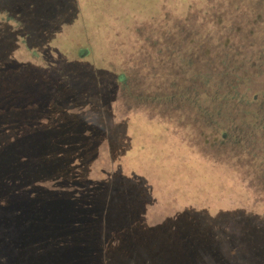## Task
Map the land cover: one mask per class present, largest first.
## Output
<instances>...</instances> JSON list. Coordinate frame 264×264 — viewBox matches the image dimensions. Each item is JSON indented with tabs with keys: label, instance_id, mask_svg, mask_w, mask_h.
I'll return each mask as SVG.
<instances>
[{
	"label": "trees",
	"instance_id": "obj_1",
	"mask_svg": "<svg viewBox=\"0 0 264 264\" xmlns=\"http://www.w3.org/2000/svg\"><path fill=\"white\" fill-rule=\"evenodd\" d=\"M27 1H14L16 19L0 0V264H264L255 256L262 243L246 241L251 227L264 239V216L246 214L249 232L241 221L216 223L193 210L155 228L140 215L150 198L141 179L88 177L103 141L121 154L114 134L129 141L107 108L117 85L127 110L192 113L191 126L208 134L203 142L260 157L264 167V0H206L202 11L189 0L172 35L161 29L146 40L158 57L153 79L120 71L106 89L105 70L83 58L118 29L121 8L77 0L89 52L40 67L35 56L50 57L40 41L68 34L69 0ZM161 14L158 23L171 21Z\"/></svg>",
	"mask_w": 264,
	"mask_h": 264
},
{
	"label": "rangeland",
	"instance_id": "obj_2",
	"mask_svg": "<svg viewBox=\"0 0 264 264\" xmlns=\"http://www.w3.org/2000/svg\"><path fill=\"white\" fill-rule=\"evenodd\" d=\"M14 1L5 0L9 5L7 10L17 19L20 14ZM111 1L114 2L110 6L115 10L121 8V11H116L114 15L122 14L125 17L121 15L124 18H121L120 25L113 35L106 33L100 39L101 42L90 43L91 52L83 60L92 64L91 66L105 70L106 73L103 71L101 74L105 89L114 85L116 75L120 71L130 73L131 69H138L140 75L149 73L148 76L153 79L150 67L157 63L158 57L146 40L157 39L161 29L165 36H168L172 20L184 19L188 15L189 0H169V7L166 0L163 4L160 0H123L119 4L116 0ZM205 1L191 0L190 9L204 10ZM80 3L78 5L77 0H69L66 5L67 8L70 6L68 9L71 23L65 31L68 34L54 36L47 40V46L46 42L40 41V46L50 57L41 58L36 55L37 59H41L38 66L48 65L47 59L50 66L55 67L53 64L62 63L61 54L68 60H76L80 50L89 52L88 35L80 36V11L84 10ZM91 3L92 1L83 5L89 7ZM27 5L29 6V1ZM161 12L171 21L163 20L158 23L162 18L158 19ZM141 27L145 29L140 34L134 31L135 28ZM10 29L11 26L7 25L8 32ZM170 34L172 35V32ZM3 36H9V33L4 30ZM78 42L80 47L77 46ZM144 47L145 51L142 49ZM13 53L14 51L8 56H14ZM147 54L151 56V60L147 61ZM29 57L30 61H33V53H30ZM112 93L114 98L110 100L107 108L114 123L122 121L125 125L129 141L114 134V139L122 145V154L109 148L107 141H103L97 149L95 159L90 163L88 177L100 180L120 174L135 181L137 178L141 179L139 182L141 185L143 183L142 187L150 197L141 206L140 215L145 225L161 228L165 223L171 224L175 219L180 221L181 218H186V212L189 210L204 212L216 223L230 220L245 224L247 213L264 216V167L261 166L260 157L248 154L237 156L230 148L222 147L219 150L216 145L211 144L210 147L205 143L208 134L200 132L197 125L191 126L194 116L192 113L183 110L166 113L169 117H159L155 115L156 111L150 108V113L144 111V107L127 110L118 85ZM180 215L183 217L179 218ZM194 216H197V213ZM244 226L247 228L249 225L246 223ZM251 228L253 238L247 237L246 241H249V245L262 243L264 250V239L256 232L259 227ZM241 235L242 238L246 237L242 233ZM255 256L262 259L264 251L256 252Z\"/></svg>",
	"mask_w": 264,
	"mask_h": 264
}]
</instances>
